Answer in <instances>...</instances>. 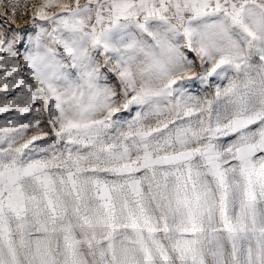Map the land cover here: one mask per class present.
I'll return each instance as SVG.
<instances>
[{
	"label": "snow or ice",
	"instance_id": "1",
	"mask_svg": "<svg viewBox=\"0 0 264 264\" xmlns=\"http://www.w3.org/2000/svg\"><path fill=\"white\" fill-rule=\"evenodd\" d=\"M0 264H264V0H0Z\"/></svg>",
	"mask_w": 264,
	"mask_h": 264
},
{
	"label": "rangeland",
	"instance_id": "2",
	"mask_svg": "<svg viewBox=\"0 0 264 264\" xmlns=\"http://www.w3.org/2000/svg\"><path fill=\"white\" fill-rule=\"evenodd\" d=\"M83 2V0H82ZM30 19V16H22L17 20V26L20 28H24L28 24V20Z\"/></svg>",
	"mask_w": 264,
	"mask_h": 264
},
{
	"label": "built area",
	"instance_id": "3",
	"mask_svg": "<svg viewBox=\"0 0 264 264\" xmlns=\"http://www.w3.org/2000/svg\"><path fill=\"white\" fill-rule=\"evenodd\" d=\"M21 4H23V0H21ZM24 11V9L23 8H21V12H23ZM22 16H19V18H21ZM18 18V19H19Z\"/></svg>",
	"mask_w": 264,
	"mask_h": 264
}]
</instances>
